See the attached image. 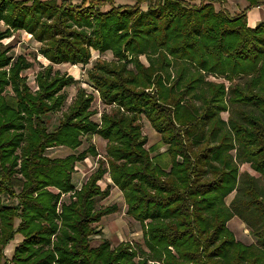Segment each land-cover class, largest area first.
<instances>
[{
    "label": "trees",
    "instance_id": "obj_1",
    "mask_svg": "<svg viewBox=\"0 0 264 264\" xmlns=\"http://www.w3.org/2000/svg\"><path fill=\"white\" fill-rule=\"evenodd\" d=\"M133 1L103 13L109 0H0V264H264V189L239 170L249 164L264 180V20L254 29L246 20L264 0H245L235 16L215 10L226 0ZM19 31L49 62L35 91L22 76L31 62L3 44ZM91 51L112 57L85 71L107 108L98 122L83 87L62 111L78 81L52 66H87ZM143 117L160 136L149 147ZM93 136L105 154L76 188V164L98 156ZM83 139L87 148L77 152ZM54 148L72 153L48 156ZM113 187L143 246H90L102 233L93 225L117 212L95 208ZM235 216L255 243L235 240L227 228ZM16 234L22 240L7 260Z\"/></svg>",
    "mask_w": 264,
    "mask_h": 264
},
{
    "label": "rangeland",
    "instance_id": "obj_2",
    "mask_svg": "<svg viewBox=\"0 0 264 264\" xmlns=\"http://www.w3.org/2000/svg\"><path fill=\"white\" fill-rule=\"evenodd\" d=\"M217 3V2H216ZM0 29H3L2 24L0 23ZM3 44L10 48V53L13 58H16L19 55H23L29 62H31L32 67L26 71L22 72V76H25L27 79V84L31 88L32 91L36 90V85L34 82L35 75L40 70V66H46L48 62L42 58V56L37 54L39 49V44L31 39L30 36L22 33L16 32L10 38L3 40ZM104 59L111 60L112 57L109 53H106L102 56L98 55L96 52H91V59L87 66L77 65L76 67L69 65H60L53 66L54 70H58L61 73H67L68 75L73 76L78 82L76 85L71 86L66 89L67 100L64 105L62 111H64L67 106L70 104L73 99L77 89L79 87H83L87 90L88 93H92L94 95V101L92 103V109L97 112L96 115L92 117V120L98 122L99 114L103 110H107V108L100 102L96 92H93L92 87L86 81L85 71L91 67L96 59ZM143 63H145V59L141 57ZM213 81H217L212 79ZM221 81V80H218ZM61 113L52 114L50 118V124L56 125ZM224 120L227 119V113L221 114ZM142 133L147 137V146H151L156 144L160 136L152 129L149 122L146 118L141 119ZM91 142L94 145L98 156L91 157L88 156L83 162L77 163L74 168V173L72 175V180L76 188H79L89 177V175L94 172L97 167V160L99 158H103L105 151V142L97 136H93L91 138ZM87 143L83 139V144L77 149V152H82L87 148ZM72 151L66 148H54L47 151L48 156L53 158L65 157L68 154H71ZM240 173L246 172L250 176H254L257 179V187L260 189H264V180L259 177L258 174L252 171L249 164L241 165L239 167ZM247 174V175H248ZM248 175V176H249ZM99 186L102 190L106 188L108 184H110V180L107 175L104 176L103 180L99 181ZM52 190V189H51ZM56 192L55 190H52ZM234 196L232 193L230 196L226 198V203L228 204ZM68 195L62 196V202L67 203L69 201ZM4 202L11 204L12 201L2 198ZM117 206V212L114 214L104 216L99 223L93 225L96 229L101 230V234L98 236H92L90 238V246H96L103 239H107L110 242L112 247H115L118 243L124 242H132L134 244H139L143 246L142 233L140 225L134 221L131 217L126 214V206L124 204L122 195L118 189L115 187L111 188L110 194L106 198H96L95 208L96 210L101 209L106 206ZM18 224L16 221L15 226ZM227 228L232 232L236 241L244 244L250 245L254 242V238L250 233V229L243 223L241 218L235 216L228 223ZM22 237L19 234H16L14 238L7 244L4 249V256L7 260L12 257L14 249L21 242ZM151 264V263H149Z\"/></svg>",
    "mask_w": 264,
    "mask_h": 264
},
{
    "label": "crops",
    "instance_id": "obj_3",
    "mask_svg": "<svg viewBox=\"0 0 264 264\" xmlns=\"http://www.w3.org/2000/svg\"><path fill=\"white\" fill-rule=\"evenodd\" d=\"M42 1H44V0H42ZM55 1L57 3L60 2V0H55ZM82 1L83 0H72L71 3L72 4H79ZM198 3H199V1L194 2V4H198ZM112 5L115 7H117V6H133L134 1L133 0H109V3H107L106 5H103L99 10H100V12H103V13L108 12V11H110ZM213 6H214L216 11L224 10L230 16H235V15L239 14L241 11H243L248 6V3L245 0H226L225 2H222V3H213ZM141 9L146 10V5L143 4L141 6ZM246 20H247V26L251 29H254L261 21H263L264 20V3L258 7H254V8L249 9L246 12ZM19 32H22V31H19ZM22 33H24V32H22ZM24 34H26V33H24ZM26 35H28V34H26ZM28 36H30V35H28ZM91 52H95V51H91ZM48 64H49V62H48ZM60 65H69V64H60ZM60 65H52V66H60ZM69 66H72V65H69ZM76 66L77 65H74L73 67H76ZM243 165H245V164H243ZM250 233H251V231H250ZM253 243H255V238H254V242H252L251 244H253ZM93 247H95V246H93Z\"/></svg>",
    "mask_w": 264,
    "mask_h": 264
}]
</instances>
